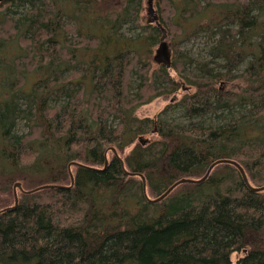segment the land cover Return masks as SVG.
Listing matches in <instances>:
<instances>
[{"label":"trees","instance_id":"trees-1","mask_svg":"<svg viewBox=\"0 0 264 264\" xmlns=\"http://www.w3.org/2000/svg\"><path fill=\"white\" fill-rule=\"evenodd\" d=\"M200 1V10L217 9L189 37L214 31L210 60L178 46L172 66L154 75L136 46L159 33L141 22L142 0L0 2L2 190L14 204L17 181L24 189L62 185L18 189L17 207L0 204V264H233L234 252L243 253L237 264H264V190H252L235 164L219 163L203 182L182 183L191 187L158 202L146 198L138 174L157 197L232 158L252 185H264V0ZM184 3L180 10L158 0V15L185 33L174 18L200 10ZM124 22L153 33L121 38L132 46L104 54ZM246 56L245 69L233 73ZM193 62L201 75H171ZM179 88L172 98L187 122L135 113ZM20 120L28 132L17 131ZM34 173L45 180L30 185Z\"/></svg>","mask_w":264,"mask_h":264},{"label":"rangeland","instance_id":"rangeland-1","mask_svg":"<svg viewBox=\"0 0 264 264\" xmlns=\"http://www.w3.org/2000/svg\"><path fill=\"white\" fill-rule=\"evenodd\" d=\"M185 1H188V0H185ZM241 1L245 2V1H249V0H241ZM175 3L178 7H180L179 8L180 10H181V6L183 4H185L184 0H175ZM192 3H193L191 5L192 7L195 4V6H194V7H196L195 9L200 10L198 5L195 3V0H192ZM205 5H208L207 2L205 0H201L200 1V7L203 8ZM154 6L156 8V11L159 12L158 11V0H155ZM215 6L216 5H214V6L210 5L209 7L205 8L203 10H200L199 11L200 14L199 13L197 14V11H196V13L193 14V16H191L190 19H188V17L185 16V15H187L185 10H183L182 13L178 12V14L174 18V20L176 22H180L183 24V26L185 28V33L183 31L180 32L178 30H174V29H172V27H170L166 24V27L169 30V35L167 37V41L170 43V45L173 49V58L175 57L174 55L176 54V49L179 46V48L182 51H184L185 53H187L188 55H190L191 57H193L196 60H199V61L210 60L211 57H210L209 51L217 39V35H213L214 31L211 29L210 30L209 29L208 30H202V31L198 32V34H196L195 36L193 35L191 37H189L190 36L189 34L191 32V28L195 27L197 24H199L203 21H206L207 17L210 14L215 12V9H217ZM10 8H12L14 11L15 10L20 11L22 6H21V4L18 7L11 5ZM16 14H19V13H16ZM147 15H148L147 2H146V0H142V8H141V12H140L141 22L143 24L148 25V26L150 25V27L152 28V26H154L155 24L148 21ZM91 26L92 25H90V27ZM150 31H152V29H150ZM93 32L96 33L95 31H93ZM149 32H143L142 29H140L138 27L133 28L131 26V22H124L118 28V33L120 34V39L117 37L112 38V40L106 45L104 54H109V55L114 54V53L118 52L119 50H122L126 47V44L124 43V41H130L129 40L130 38H134L137 35H147ZM151 33H153V31L150 32V34ZM69 35H71V34H69ZM157 35L158 36H157V39L155 42H153V40H151V39H150V41L149 40L143 41L145 38L142 37L141 38L142 42H140L141 44L136 45L139 48L138 50H140L141 53H143L142 56H143L144 60L148 61L151 64V67L153 70L150 73L151 75L152 74L154 75L155 74L154 70L159 67V64L157 63L156 59L153 57L155 54V49L159 43V38L161 36L160 30H159V33ZM262 35H264V34H262ZM255 38L261 39L262 36L256 35ZM131 46H132L131 44H127L126 48L131 47ZM136 46H135V48H136ZM148 47H149V50H147ZM248 61H249V58H248V56H246V58L237 66V68H235L233 70V73H239L242 70H244L246 65L248 64ZM170 73H171V75H175V77L177 76V78L180 77L181 74L184 76H187V77L188 76L201 75L200 70L198 69V67L196 66V64L194 62L187 65L186 68L181 73H180V71H178L176 69H171ZM32 78H33L32 75H30V78H28V81L31 80ZM235 79L240 80V78H235ZM238 80H234V81L229 82V83H236ZM187 84H188V82H187ZM183 91L184 90L179 88L176 91V93H174L175 95L172 94L168 97L163 96V95L157 96V97L153 98L152 100H150L149 102L143 103L140 106H138L135 113L140 117L150 116V117H154V118H166V119L171 120V121L187 122V118H185L183 116L180 108L176 107V99L172 98V97L177 96L179 99L181 97V95L183 94ZM17 131L19 133L20 132H28L29 131V125L26 124V122L24 120H20L18 122ZM44 180H45V173H38V174L34 173V175L32 176V178H30L28 183L30 185H35V184H38ZM2 184H4V183L0 182V204L5 203V202H7V204H13L10 189L7 188V189L2 190L3 189ZM24 185H26L25 182H24ZM190 187L188 185H183L181 183V185L179 184L177 187H175L167 196L168 197H174L177 194L185 191L186 189H189ZM11 188L14 190V185H12ZM168 197H167V199H168ZM242 255H243L242 252H234L232 254L233 264H237L239 257Z\"/></svg>","mask_w":264,"mask_h":264},{"label":"water","instance_id":"water-1","mask_svg":"<svg viewBox=\"0 0 264 264\" xmlns=\"http://www.w3.org/2000/svg\"><path fill=\"white\" fill-rule=\"evenodd\" d=\"M1 1H5V0H0ZM147 2V10H148V14L151 16L150 20L152 22L155 23V25L159 28V30L161 31V36L159 38V43L158 46L155 49V54H154V58L156 59V61L160 64L165 65L166 67H171L172 63H173V59H172V48L170 43L167 41V37L169 35V30L166 27L165 24H163L158 17V13L156 11V8L154 6L155 4V0H146ZM183 89H187L186 84H183ZM139 141L143 144H146L148 141V138L145 135H140L139 136ZM112 150L114 151V153L116 154V156H118L122 162V164L124 165V160L122 159V157L119 155V153L117 152V150L112 147ZM223 162H229V163H233L235 164L241 171V174L243 176L244 181L247 183V185L255 191H263L264 190V185H259V186H255L252 185L250 183V180L248 178V175L245 171V169L243 168V166L236 160L232 159V158H221V159H217L215 160L213 163H211V165L209 166L207 172L205 173L204 176L200 177V178H195V177H181L179 179H177L175 182H173L161 195L157 196V197H150L148 195L147 192V181H146V177L144 176V174L139 173V175L142 177L143 180V190H144V194L146 196V198L150 201V202H158L162 199H164L175 187H177L179 184L181 183H186V182H193V183H200L203 182L204 180H206V178L210 175L212 169L214 168L215 165L219 164V163H223ZM72 164H81L79 162H73L69 165V168L71 167ZM105 164H108V157L106 158V162ZM126 172L133 174L134 172H129L128 170H126ZM70 173H71V177H72V183L74 182V176L73 173L70 169ZM52 187V186H62L60 184L57 183H53V184H42L39 186H36L34 188L31 189H24L22 182L21 181H17L14 183V195H15V202L13 205L6 207L5 209H9V208H15L17 207L18 203H19V195H18V189L26 191V192H32L35 190H39L42 188H46V187ZM1 211V210H0Z\"/></svg>","mask_w":264,"mask_h":264},{"label":"flooded vegetation","instance_id":"flooded-vegetation-1","mask_svg":"<svg viewBox=\"0 0 264 264\" xmlns=\"http://www.w3.org/2000/svg\"><path fill=\"white\" fill-rule=\"evenodd\" d=\"M147 16H148V21L151 22V23H154V22H152V21L150 20V17H151V16H150L149 14H148ZM158 17H159V15H158ZM159 20H160V19H159ZM154 24H155V23H154ZM171 48H172V47H171ZM153 58H154V57H153ZM172 59H173V49H172ZM157 63H158V62H157ZM158 64H159V67L163 65V64H160V63H158ZM183 83H184V82H183Z\"/></svg>","mask_w":264,"mask_h":264},{"label":"bare ground","instance_id":"bare-ground-1","mask_svg":"<svg viewBox=\"0 0 264 264\" xmlns=\"http://www.w3.org/2000/svg\"><path fill=\"white\" fill-rule=\"evenodd\" d=\"M77 35V34H76ZM127 45V44H126ZM30 77V76H29ZM37 80V79H36ZM176 93V92H175ZM53 159V158H52ZM139 174V173H138ZM44 175V174H43ZM28 184V183H27ZM13 196H14V194H13ZM233 258V257H232Z\"/></svg>","mask_w":264,"mask_h":264}]
</instances>
